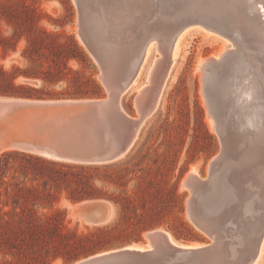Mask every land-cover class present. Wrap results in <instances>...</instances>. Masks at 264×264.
<instances>
[{
	"label": "water",
	"instance_id": "1",
	"mask_svg": "<svg viewBox=\"0 0 264 264\" xmlns=\"http://www.w3.org/2000/svg\"><path fill=\"white\" fill-rule=\"evenodd\" d=\"M74 3L77 35L98 64L105 95L62 99L0 95V153L13 150L87 165L111 163L124 157L156 107L171 64L173 40L186 25L208 27L227 37L233 45L232 52L238 43L251 51L258 46L264 57V0ZM154 36H158L155 42L160 43V55L139 102L136 100L137 115H132L122 108L121 98L138 74L146 44ZM208 59L203 65L202 91L220 148L209 161L204 179L188 173L182 185L189 192L188 218L209 241L188 243L175 239L165 229H152L145 232L144 242L120 245L68 264H250L256 257L264 237V179L256 178L254 170H259V163L264 162V141L253 135L246 146L250 148V160L256 159L257 164L248 160L246 171L240 166L242 173H238L240 167H231L227 172L226 168L229 169L231 149L236 150L244 142L247 127L264 140V83L256 97L246 104V116L238 111L239 116L228 125L224 122L215 75L227 67L230 57ZM156 71L159 72L155 74ZM28 81L39 84L37 80ZM250 118L253 122L246 126L244 120ZM231 184L236 185L238 192L234 200L227 190ZM255 190L258 196L253 200L252 212H244L240 204ZM75 204L78 206L73 212L94 225L106 223L112 215V206L104 199H86Z\"/></svg>",
	"mask_w": 264,
	"mask_h": 264
},
{
	"label": "rangeland",
	"instance_id": "2",
	"mask_svg": "<svg viewBox=\"0 0 264 264\" xmlns=\"http://www.w3.org/2000/svg\"><path fill=\"white\" fill-rule=\"evenodd\" d=\"M76 11L73 0H0V65L6 70H11L12 67L45 70L51 63V57L54 56L46 54L40 57L36 52L31 51L29 57H40V59L31 61L26 58L22 51L27 43V37L36 38L41 28L54 33H63V35L73 34L91 60L90 63L70 60L68 65L86 74L93 73L101 85V95L97 97L104 96L105 88L99 80L98 64L77 35ZM185 30L187 31L181 47L164 78L155 109L142 124L131 149L119 159L122 164L115 167L117 173L126 174L125 177L129 179L127 184L125 187H118L98 178H91L96 186L128 201L132 207V210H124L112 201L104 199L111 204L112 215L106 223L98 225L108 224L112 231L120 234L129 232V222L138 220L136 218H158L162 224L155 229H165L179 241L188 243L209 241L208 236L196 228L188 218L186 200L189 192L182 185V180L192 169L196 170L199 176L205 177L209 161L220 148L219 138L212 127L213 121L206 107L202 91V75L197 70V65L203 58L217 56L224 51L226 47L219 51L222 40L227 42L229 39L208 27L194 25L188 26ZM65 40H67L65 36L59 37L60 42ZM2 43L5 49H2ZM230 47H233L232 44ZM152 53L154 55L151 54V60L160 55L157 50H153ZM145 74L144 70L143 75L136 82L137 85L146 80ZM28 80H37L39 84H31ZM16 81L26 82L33 87L42 85L39 78H27L23 75H20ZM44 86H46L43 87L44 89L58 95V97L46 99L76 98L61 96L62 92L68 88L65 81ZM137 93V89L130 87L121 98L122 108L132 115H137ZM39 164L18 155L2 157L0 167L3 168L4 182L0 184V202L11 203L15 191L21 192L28 189L31 190V199L36 201L35 205H32V200L25 201L20 198L18 201L26 205L28 203L36 213L33 219H17L16 216L0 215V224H7L18 231L30 224L43 222L45 217L41 214L42 212L50 214L55 207H59L66 209L65 222L71 228L86 232L95 226L73 212L75 203L65 198L64 188H56L52 181L47 184L44 182V178L39 174ZM108 170L111 172L113 169ZM102 172L99 171L100 174ZM45 192L54 193L59 201L53 205L49 202H38L41 196L35 195ZM4 209H9V206H5ZM146 231L142 232L141 239L138 241L116 243L96 252L128 243L144 242ZM83 257L85 256L77 259ZM2 258L0 253V260ZM6 258L10 259L12 256L7 254ZM54 264L64 263L58 259ZM258 264H264V254Z\"/></svg>",
	"mask_w": 264,
	"mask_h": 264
},
{
	"label": "trees",
	"instance_id": "3",
	"mask_svg": "<svg viewBox=\"0 0 264 264\" xmlns=\"http://www.w3.org/2000/svg\"><path fill=\"white\" fill-rule=\"evenodd\" d=\"M60 36H65L67 40L60 42ZM2 49H5L3 43ZM31 51L36 52L40 57L46 54L47 56H54L50 59L49 67L41 71L17 67L6 70L0 65V95L29 98L58 97L57 94L43 87H46L44 86L46 84L53 85L60 81H65L68 86L61 94L63 97L78 98L101 95V85L93 73L86 74L68 65L70 60L80 63H90L91 60L87 57L84 48L75 35H63V33H54L41 28L36 38L27 37V43L22 51V54L31 61L40 59V57H29ZM20 75L27 78H39L42 85L33 87L26 82L16 81ZM11 155H18L40 163L38 170L44 178V182L47 184L52 181L56 188H64L66 190L65 198L72 203L86 199L103 198L112 201L124 210H132L128 201H124L117 195L107 193L91 180V178H98L103 182L125 187L129 179L125 177L126 174L117 173L115 169L116 166L119 167L122 164V161L87 165L54 161L13 150L4 151L0 156V161L2 157ZM109 168L113 170L109 172ZM99 171L103 172L100 174ZM2 174L3 168L0 167V184L4 182ZM30 194L31 190L28 189L21 192L15 191L11 203L0 202V215L16 216L17 219H33L36 213L33 207H30L28 203L26 205L18 201L20 198L25 201L32 200V205H35L36 201L31 199ZM35 196H41L38 200L41 203L49 202L53 205L59 201L54 193L45 192ZM7 205L9 209H4ZM41 214L45 217L43 222L30 224L18 231L7 224H0V253L3 257L0 264H54L58 259L62 263L68 264L81 256L108 248L116 243L138 241L141 239L143 231L159 228L162 224L158 218L140 217L136 218L138 220L129 222L130 230L126 233L121 232L120 234L117 231H112L108 224L95 225L86 232H80L66 224L67 211L65 208L55 207L50 214L43 212ZM7 254H10L12 258H6Z\"/></svg>",
	"mask_w": 264,
	"mask_h": 264
},
{
	"label": "bare ground",
	"instance_id": "4",
	"mask_svg": "<svg viewBox=\"0 0 264 264\" xmlns=\"http://www.w3.org/2000/svg\"><path fill=\"white\" fill-rule=\"evenodd\" d=\"M149 18H151V16ZM194 25L198 26V27H203V26H199L197 24L186 25L184 28H182L179 31V33L174 38L173 46H172V54H171L172 60L174 59V57L176 56L177 52L179 51V49L181 47L185 33L188 30V29L187 30H185V29L188 26H194ZM204 34H208V32H204ZM157 38H158V36H154L153 38H151L147 42L145 50H144V55H143L144 58L142 60V63L140 65V69H139L140 73L138 72L139 75L137 74L138 76L136 75L134 77L133 83L131 85V88H135L138 91L137 96H136L137 102H139L138 100L142 96V88L149 83V78L151 75L150 73L152 71V68L155 65L156 59L154 58L151 60V58H152L151 54H153L152 53L153 50H157V46L160 49V43L157 44L156 42L153 41ZM228 41L226 42L225 40L224 41L222 40L221 49L219 51H221L225 47H226V49L224 51H222L221 53L219 52L220 54H218L217 56H208V57H205L202 60H200L199 64L197 65V70L200 72V75L203 74V65L209 61V59H208L209 57H214L216 59H220L221 57H227V56L230 57L229 63L227 64V67L215 75V81H216V84L219 85V87H220V95L222 97L221 101L223 102L222 103L223 104L222 110H223L224 122L229 125V123L231 124L232 119L235 120V117L239 116L238 111L240 112V114L242 116H246V110H245L246 104H248L251 99H254L256 97V95L260 92V89L263 88V83H264V57L261 54L262 51H261L260 47H258V46L256 48L254 47L255 49H253V51H251L250 48H248L247 46H245L243 44L239 45V43H238L239 48L237 47L235 52H232L234 48L230 47L231 43ZM172 60H171V63H172ZM144 70L146 71V74L144 75L146 82L144 81V82L139 83L137 85L136 82L139 81L141 75H143ZM158 72L159 71H156V73L155 72H153V73L157 74ZM143 83H145V84L142 86ZM136 106H138V104H136ZM255 114L257 115V113H255ZM260 116H261V114H260ZM244 122L243 123L246 126H248V125H251V123L253 121H252V118H250L248 120H244ZM238 125H239V127H241L239 123H238ZM212 127H213V123H212ZM247 129H248V132L245 134V137H243L244 142L241 141L239 146L236 148V150L234 147V149L233 150L231 149V151H230L231 156H230L229 160L227 161V164L229 165L228 166L229 169L226 168V172L232 170L231 167L232 168L235 167L238 169V167H240V166H242L244 171H246L247 166L246 167H244V166L247 165L246 163H248V160H250V155H249L250 154V152H249L250 148H246V146L248 147L251 143V140L254 139L253 135L257 136L261 142L264 141V140H262L263 138L261 139V137L258 135L257 132L256 133L254 132L255 131L254 129H251L250 127H247ZM245 141H247L246 143H248V144H246ZM262 149L264 150V143L262 145ZM254 161L256 162V164L258 163V161L256 159H251L250 164L251 163L254 164ZM258 166H259V170H258V168H256L254 170V175L258 174L256 176V178L264 179V162H260ZM239 169L241 170V167ZM244 171L241 170L238 173H242ZM207 172H208V170H207ZM188 173H191V174L193 173L195 176H199V174L196 172V170L194 171L193 169L189 170L186 174H188ZM199 177L204 179V177H201V176H199ZM251 180H252V178L250 179V181ZM250 184L252 185V184H254V182L252 181V182H250ZM225 186H227V185H225ZM227 190L230 191L233 200L236 197H238L237 196L238 192L236 190L235 184H233V185L231 184L230 187H227ZM257 196H258V191L255 190L252 193V195L251 194L248 195V197H247V198H249L248 200L245 199V200H242V202H241L240 199L238 198L237 204H239V202H241L240 207H242L244 212H252V206H253L252 203H253L254 198H256ZM77 206H78L77 204L74 205L73 211L76 210ZM144 236H145V233H144ZM263 254H264V237L262 239V242L260 244V247H259V250H258L256 257L253 259V261L250 264H258L259 261L261 260L262 256H263Z\"/></svg>",
	"mask_w": 264,
	"mask_h": 264
}]
</instances>
